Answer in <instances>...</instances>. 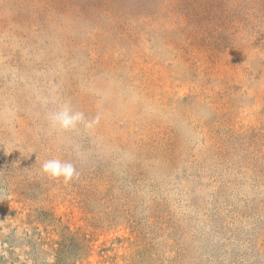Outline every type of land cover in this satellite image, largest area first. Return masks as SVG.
<instances>
[{"label": "rangeland", "instance_id": "obj_1", "mask_svg": "<svg viewBox=\"0 0 264 264\" xmlns=\"http://www.w3.org/2000/svg\"><path fill=\"white\" fill-rule=\"evenodd\" d=\"M0 264H264V0H0Z\"/></svg>", "mask_w": 264, "mask_h": 264}, {"label": "clouds", "instance_id": "obj_2", "mask_svg": "<svg viewBox=\"0 0 264 264\" xmlns=\"http://www.w3.org/2000/svg\"><path fill=\"white\" fill-rule=\"evenodd\" d=\"M83 119L82 113H72L68 107H64L50 116L52 126L64 130L76 127L78 122H83ZM42 170L52 178L63 177L65 181L71 180L75 171L71 163L62 162L59 159L46 160L42 164Z\"/></svg>", "mask_w": 264, "mask_h": 264}]
</instances>
